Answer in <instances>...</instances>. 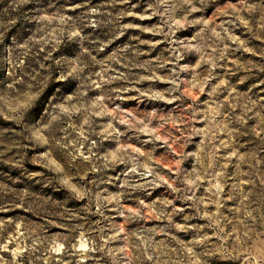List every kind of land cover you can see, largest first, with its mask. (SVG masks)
<instances>
[{"label": "rangeland", "instance_id": "rangeland-1", "mask_svg": "<svg viewBox=\"0 0 264 264\" xmlns=\"http://www.w3.org/2000/svg\"><path fill=\"white\" fill-rule=\"evenodd\" d=\"M0 264H264V0H0Z\"/></svg>", "mask_w": 264, "mask_h": 264}]
</instances>
